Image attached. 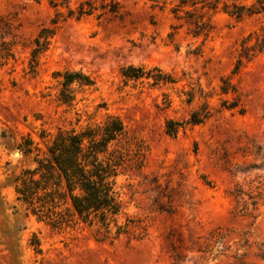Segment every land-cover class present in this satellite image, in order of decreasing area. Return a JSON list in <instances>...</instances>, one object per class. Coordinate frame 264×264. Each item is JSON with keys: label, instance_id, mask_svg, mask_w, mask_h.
<instances>
[{"label": "rangeland", "instance_id": "374dc122", "mask_svg": "<svg viewBox=\"0 0 264 264\" xmlns=\"http://www.w3.org/2000/svg\"><path fill=\"white\" fill-rule=\"evenodd\" d=\"M112 1L116 14L59 23L33 60V40L52 28L54 11L46 0H0L1 33L12 44L0 69V264H264V56L253 49L264 12L237 20L223 11L228 0L215 10L205 5L212 0H196L183 12L209 30L194 36L175 18L179 0ZM245 39L249 59L236 70ZM127 66L157 67L176 83L125 81ZM66 71L94 86L72 85L73 102L61 104L56 74ZM204 108L202 124L165 134L167 120ZM108 115L124 125L119 146L132 142L142 164L117 179L118 224L128 218L133 227L117 236L115 228L106 234L79 221L56 228L27 214L14 179L34 166L36 150L58 131L78 132Z\"/></svg>", "mask_w": 264, "mask_h": 264}, {"label": "trees", "instance_id": "16d2710c", "mask_svg": "<svg viewBox=\"0 0 264 264\" xmlns=\"http://www.w3.org/2000/svg\"><path fill=\"white\" fill-rule=\"evenodd\" d=\"M38 2V0H34ZM223 4V11L230 17L240 20L243 16L257 15L264 12V0H255L254 4L246 7L238 0H228ZM219 0L205 3L208 8L215 10ZM47 5L54 11L50 20L52 28H42L34 38L32 59L47 49L50 38L53 36L59 23L66 20L79 21L85 17L101 18L106 14H116L118 4L112 0H76L74 7L70 0H46ZM196 0H179L173 8L176 20L183 19L192 25L194 36H206L209 30L208 22L203 19L192 18L183 12L186 6L195 7ZM65 10V14L60 12ZM184 13L185 16H180ZM0 25V69L12 57V44L5 40ZM250 38V36H248ZM242 42L241 52L237 55L236 70L242 59H249L250 48ZM258 54L264 56V27L256 37L253 47ZM121 77L125 81L140 82L151 88L159 85H174L175 80L159 68L145 70L142 67L127 66L121 68ZM61 77V89L57 100L61 104H70L74 100L72 85L79 88H91L94 81L81 72L66 71L56 74ZM224 85V82H223ZM221 94L229 91L221 86ZM233 91V90H232ZM191 104L192 97L185 100ZM236 107L229 104L228 109ZM208 112L192 111L185 121L167 120L164 132L170 137H176L179 130L186 126L193 127L202 124L208 117ZM125 135L122 121L113 115L105 117L101 124L90 125L80 131H58L45 145L44 151L36 150L33 158L34 166L23 170L14 179V193L27 214L39 221L60 228L62 225L79 221L88 225H97L108 234L115 228V234L127 233L134 225L132 220L126 219L122 225L118 224L122 215L123 205L119 198L117 179L125 172L140 171L137 157L132 150V142H125L119 146L117 140ZM32 142L22 145L25 155L31 154ZM37 245V244H36Z\"/></svg>", "mask_w": 264, "mask_h": 264}]
</instances>
